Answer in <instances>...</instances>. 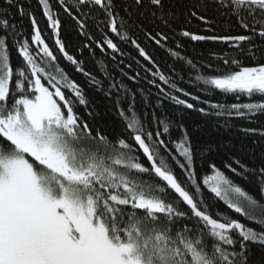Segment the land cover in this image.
Masks as SVG:
<instances>
[{
  "label": "snow or ice",
  "instance_id": "1",
  "mask_svg": "<svg viewBox=\"0 0 264 264\" xmlns=\"http://www.w3.org/2000/svg\"><path fill=\"white\" fill-rule=\"evenodd\" d=\"M191 114L264 116V0H0V264H264V155L218 166Z\"/></svg>",
  "mask_w": 264,
  "mask_h": 264
},
{
  "label": "trees",
  "instance_id": "2",
  "mask_svg": "<svg viewBox=\"0 0 264 264\" xmlns=\"http://www.w3.org/2000/svg\"><path fill=\"white\" fill-rule=\"evenodd\" d=\"M35 0H33V3ZM37 19L41 29L43 30V35L45 36L46 41L52 46V41L49 39L50 32L46 27V22L39 12H37ZM27 25V21H25ZM206 27L202 24L193 23V30L200 31L203 34L202 30ZM75 42V41H73ZM221 45L215 44L213 42H191L187 41L186 49L190 56L200 58L201 56L208 57L211 52L218 51ZM17 57L13 53V62L15 63ZM62 66H64L70 76H73L81 84L84 83L83 77L79 76L72 72L71 67H69L66 62L61 61ZM88 98L95 105V111L98 113L96 116V121L101 125H108L111 127L113 122L116 120L114 113L111 110L110 102L103 97V95L89 91ZM191 90V89H190ZM83 111V109H81ZM190 131L192 132L194 138H196L201 144L211 143L212 152L209 153V158L215 160L217 165L220 166V161L222 159H229L232 157L242 158L248 162H256L257 157L264 155V140L259 136H246L240 129L247 127H256L264 129V116H261L259 119L254 120L252 123H248L243 120L233 119L231 120V126H228L225 120H219L218 125L213 123H207L197 114H191L190 117ZM255 153V155H254ZM198 171H207L206 169ZM210 174V173H209ZM232 175L231 173H227ZM233 179L236 180L238 184H241L243 187L248 189V185L243 181H240L238 178L233 176ZM204 197L210 203L213 202L214 196L207 189L204 190ZM218 209L222 213L228 215H233L231 211L226 207V205L221 202L219 199H215L213 204V210ZM239 218V217H236ZM242 222L243 218H240Z\"/></svg>",
  "mask_w": 264,
  "mask_h": 264
}]
</instances>
